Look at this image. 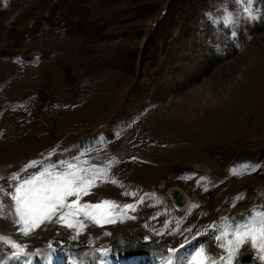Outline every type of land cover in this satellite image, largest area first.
<instances>
[{"label":"rangeland","instance_id":"obj_1","mask_svg":"<svg viewBox=\"0 0 264 264\" xmlns=\"http://www.w3.org/2000/svg\"><path fill=\"white\" fill-rule=\"evenodd\" d=\"M250 7L245 13L236 0H0L5 23L25 14L0 34L8 52L0 71L20 77L15 91L13 83L0 84V147L18 141L0 153V187L7 185L0 214L14 210L7 200L18 183L13 174L31 178L45 154L64 157L100 134L110 143L84 175L96 186L135 190L128 198L107 192L110 201L140 212L145 206L150 221L161 213L149 201L160 199L168 217L183 209L171 195L179 189L193 217L179 244L190 240L194 256L204 247V258L219 246L229 255L226 264L250 246L256 264L264 241L254 248L246 238L235 246L237 232L264 220V0H251ZM48 17L49 42L32 45L29 31H47L42 18ZM232 98L227 108L202 106ZM115 160L127 162L121 167ZM253 211L262 220L251 219ZM157 225L133 230L144 232L138 240L151 236L142 242L148 245ZM107 229L98 232L110 238L114 229Z\"/></svg>","mask_w":264,"mask_h":264},{"label":"bare ground","instance_id":"obj_2","mask_svg":"<svg viewBox=\"0 0 264 264\" xmlns=\"http://www.w3.org/2000/svg\"><path fill=\"white\" fill-rule=\"evenodd\" d=\"M24 15H25L24 13H21V14L15 16L14 19H12L13 21L10 23L4 22L7 19V17L0 20V34H2L3 28L6 27L7 33H5V35H7L10 32V30L12 29L13 25L19 23V19L21 20L22 16H24ZM35 21H37V20H35ZM42 22H44L45 25H48V27H47L48 29L46 28L47 31H44V33L39 32L41 34H38V32L36 31L37 27H34V26H33L34 28H32V30L29 31L30 38H28L29 39L28 42H31V44L34 46L36 43L38 45V41L41 39L42 40L45 39V42H49V36L51 35V34H49L50 33L49 29L51 28V26L49 24H51V19L49 17L48 18H42ZM37 26H39V25L37 24ZM30 28H28V29H30ZM51 30H52V28H51ZM42 32H43V30H42ZM6 51H7V49H5L4 45H1V43H0V57L7 54L8 52H6ZM32 56H34V54ZM4 65L5 64H0V68L3 69ZM7 65L14 69V73L17 71V69H19V67L16 66L14 63H13V66L10 65L9 63ZM15 69H16V71H15ZM4 73H5V75H3ZM217 73H219V72H217ZM18 77H19L18 72H16V76L15 75L12 76L11 73H9V72H4V71L1 72L0 71V84L3 83V84H5L4 86H6L7 84L13 83V85H14L13 90H14L16 88V85H17L16 80L18 79ZM1 86H0V88L3 87V86L2 87ZM6 88L7 87L3 88L4 92H6ZM10 89H12V87ZM5 95L6 94H4V96ZM236 96H238V95H236ZM238 99L239 98H236L235 100L237 101ZM220 100L221 99H219V101ZM232 100L234 101L233 98L228 99V100H226L227 102H223L224 104L218 107L219 103L216 102L217 100L216 101L213 100L212 102H209L210 101V99H209V100H207V102H205V104H202V106H204V105L207 106L206 108H203L205 111H212V110H214V105L217 108H227L229 105H232L231 104ZM0 101H1V99H0ZM5 113H7V112H5ZM5 113H1L2 116ZM3 120H5V119H3ZM10 132H11V129H10ZM12 142H9V143L2 145L0 147V153L6 147L13 144L10 147V148H12L18 144V143H16L18 141L13 140ZM126 162L127 161H125V162H121L118 160L114 161V163H120L121 167ZM132 166H133V164L131 163V166H130L131 170H133ZM104 174L105 173L103 171L102 175L104 176ZM117 177H118V180H120V181H122L124 179V178L120 177V174H117ZM109 178L107 176L106 181L109 182L110 181ZM118 186H119V184H118ZM118 186L115 184L112 185L110 183L102 185V186L94 185L90 188L88 195H83V197L82 196L80 197L79 205L87 204L86 200H90L89 203L91 205H95V204H100L101 202H103L105 200L110 201L108 198L114 199L110 195H106L107 192L109 193V192H116L117 191L118 193L120 192L119 193L120 196H126L125 198H128L127 196L129 195V193L131 194V191H133V192L135 191L134 189L129 190V192L128 191H122L120 189L122 187H118ZM178 191H179V189H173L171 192V195H172V198L174 201L176 200L175 199V193H177ZM94 197H96L97 199L93 200ZM69 198H71V197H69ZM7 200L10 201L9 198H7ZM153 201L155 203L152 201H149L147 203V205L150 207H154L155 212L161 213V215H159L158 217H156L155 219H152L150 221H146L147 219H145L143 216V213L147 209L145 206L142 209V212H140V210H137V205L135 206V208L133 210L123 211L125 209L124 208L122 210L123 203L122 202H115V200H114L115 205H117L118 207L104 206V208L100 211L105 213V214L104 215H97V217H96V220L100 221L99 223H97L96 220L90 218L88 215L84 214V211L96 212L97 210L86 209L84 211H81L79 215L72 218V222L74 225L72 228L66 227L65 224L62 222H57V217H54L53 221L51 223H47V222L42 223L39 227L35 228L34 230H31L30 234L27 236H25L23 234V232L21 231V228L23 227V225L18 223L17 218L12 215L14 210H12L11 212L6 210L4 212V215L0 214V237L10 238L12 241H15L17 244L22 245L23 248L25 249L24 252L28 253L29 255H27V256L22 255L19 258H16L13 256V253L16 251H19V249L13 248L9 243H5L4 241H0V264H56L57 263L56 258L57 257L65 258V257H67V256H65L66 254L77 255L79 257V259L84 264H109L108 259L110 256L120 255V254H122V255L140 254V255H142V259L138 264H167L168 257H170L172 255V253L168 252V250L173 249V248L179 249V252L177 253V255H180L184 258L183 264H189L188 259L191 256H194L193 255L194 249H191V241L187 240L185 243L182 242V244H179L182 237L184 236L183 233H185V230L188 229V225L191 224L192 218H193V217L191 218L189 216L190 214L189 215L187 214L188 211L184 208L186 206V204H188L187 201H189V200H187L184 203V205L181 204L179 206L180 210L183 208L179 213L173 212L171 214V216H169V217L161 209L162 205L159 204L160 199L153 200ZM71 202L72 201H69V203H71ZM140 205L142 206V204H140ZM1 206H2V204H1ZM2 207H4V206H2ZM135 215H138V218H135L134 217ZM108 219H111L112 222L111 223L107 222ZM141 225H143V226H141ZM155 225L159 226V228H157L159 231L158 230L156 231L157 234H155L153 242L148 244V245L142 244V242L144 243L145 241L140 240V239H139L140 240L139 241L138 237H140L141 234H144V232L141 231V232L137 233L136 231H138V229L140 230L141 228H144L145 226L146 227H152ZM160 226L162 228H160ZM135 227H138V229L133 230ZM210 227H212V226H210ZM107 228L108 229L109 228L114 229V232H113L114 234L111 233L112 235L109 236L110 238H108V235L103 234V233L100 234L98 232L99 229H101V231H103L102 229H107ZM55 229H59L57 234L55 232ZM216 229H217V227H215L213 232L211 234H209L208 237H210L215 232ZM183 230H184V232H183ZM97 232L99 234L94 236V234H96ZM135 232L137 233V235H135ZM146 233H148V232H146ZM119 234H122V236H119ZM61 235H62V237H61ZM112 236H114V237H112ZM64 237L67 238V241H65ZM56 238H63L64 241H62L61 245L52 246V244H50V240L53 239L56 241ZM181 245H184V248L181 249L180 248ZM91 247L93 248V250L94 249L97 250L96 252L101 256V259H98L94 254L91 253L92 252ZM263 250L264 249H260L258 255L262 256L263 254L261 252ZM240 251L232 257L231 261L233 264H235L236 257L240 253ZM2 254H5V255L3 256ZM245 254H246V252L242 253V255H245ZM204 257H203V254H201L200 256H196L194 260L193 259L190 260L191 264H197L198 262H201V261L204 262L205 264H226L225 262L228 261L226 258H228L229 255L222 253V255L219 259H215V257L212 256V254L208 255L207 258H204ZM260 259L264 260V258H260ZM69 264H73V261L70 262ZM126 264H132V263H126ZM133 264H137V263H133ZM173 264H175V261L173 262Z\"/></svg>","mask_w":264,"mask_h":264},{"label":"snow or ice","instance_id":"obj_3","mask_svg":"<svg viewBox=\"0 0 264 264\" xmlns=\"http://www.w3.org/2000/svg\"><path fill=\"white\" fill-rule=\"evenodd\" d=\"M236 3L240 5L241 9L245 13H251L250 7L251 0H236ZM230 19V17H229ZM31 166H36V162L33 161ZM88 171L86 169H80L77 164L68 163L65 171H55L50 168H45L44 171L39 172L37 175H33L31 178L22 179L19 174H13L11 179L17 181L14 185V190L7 193L9 200L14 206L15 216L17 222L23 225L21 231L25 236L30 234L31 230L39 227L42 223H51L54 217H57V222H62L66 227L72 228V218L79 215L81 211L86 209H95L96 212L84 211L85 215L96 220L97 215H104L101 212L104 206H114L112 201H103L100 204L79 205V199L83 195H88L89 190L93 185L92 178L84 175ZM93 172H98L95 166L92 169ZM0 187V195L4 194V188ZM68 197H76V200L71 203L68 202ZM125 209L133 210V205H124ZM99 223V220H96ZM107 222L111 223V219ZM237 244L239 247L243 239L251 238L252 247H256L258 243L264 241V220L261 221L259 227L249 228L244 232H237ZM219 239V237H217ZM0 241L9 243L13 248L20 249L13 253V256L19 258L20 256L29 255L23 251V246L17 244L7 237H0ZM223 246V245H222ZM264 249V245H261ZM180 248H184L181 245ZM172 255L168 257L167 264H183L184 258L177 255L179 249H169ZM204 249L201 247L193 256V260L196 256H200L204 253ZM231 259V253H230ZM191 264V261H189Z\"/></svg>","mask_w":264,"mask_h":264},{"label":"water","instance_id":"obj_4","mask_svg":"<svg viewBox=\"0 0 264 264\" xmlns=\"http://www.w3.org/2000/svg\"><path fill=\"white\" fill-rule=\"evenodd\" d=\"M175 197L177 199V201H181V204L183 205L186 202V198L184 196H182V194L180 193V191H178L177 193H175Z\"/></svg>","mask_w":264,"mask_h":264}]
</instances>
